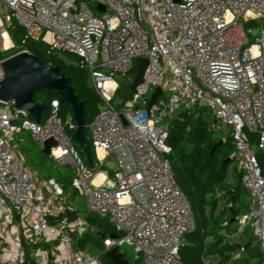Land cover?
Listing matches in <instances>:
<instances>
[{
	"label": "built area",
	"instance_id": "obj_1",
	"mask_svg": "<svg viewBox=\"0 0 264 264\" xmlns=\"http://www.w3.org/2000/svg\"><path fill=\"white\" fill-rule=\"evenodd\" d=\"M253 20L262 24L255 33L245 27ZM15 25L24 30L22 46L43 42L48 55H71L86 72L102 102L86 137L95 166L104 169L97 182L100 173L86 165L69 135L76 130L72 117L62 121L58 114L59 99L39 123L13 101H0V264H100L71 245L70 234L86 226L81 218L48 221L65 209L58 203L63 190L53 179H39L12 150L21 130L41 148L53 139L48 157L75 169L72 188L119 234L103 241L105 251L129 246L135 264H183L179 252L194 221L166 155L170 121L195 107L231 129L248 202L237 232L252 233L258 264H264V168L258 159L264 161V0H0V56L15 48ZM8 58H0V84ZM138 59L147 60L142 82L116 108V77L135 75ZM156 88L162 94L148 109ZM164 92L167 101H159ZM47 243L54 245L42 247Z\"/></svg>",
	"mask_w": 264,
	"mask_h": 264
},
{
	"label": "trees",
	"instance_id": "obj_2",
	"mask_svg": "<svg viewBox=\"0 0 264 264\" xmlns=\"http://www.w3.org/2000/svg\"><path fill=\"white\" fill-rule=\"evenodd\" d=\"M91 8L94 10V7ZM23 35L24 30L21 26L15 25L10 30L14 49L18 48L20 51L23 47L30 54L38 57L44 65L58 66L60 72L71 79L75 94L85 102L87 113L85 121L88 126L99 112L102 102L90 86L86 72L75 65V58L71 55L65 53L48 55V47L43 42H30L22 46ZM131 74H134V71ZM128 82L119 83L116 92V94L118 92L123 94V102L131 96L129 90L131 80ZM33 98L36 103L45 104L48 107L53 100L58 99L54 92L46 90L36 92ZM115 106L120 107L117 102ZM58 114L62 121L72 117L71 110L62 104ZM72 122L75 123L73 119ZM215 125L216 120L211 112L200 107L179 112L170 121L168 144L171 151L166 158L171 165L176 183L190 203L194 221V228L186 235L185 243L180 249V258L183 264H258L260 247L255 238L247 234L246 239L241 241L243 234L237 232L238 219L248 211V202L247 193L240 183L234 158V146L230 136L225 137L215 131ZM22 132L26 130H21L19 133ZM74 132L75 130L69 132V135L86 165L94 172H101L104 167L95 166L93 152L91 162L88 161L82 148L74 141ZM250 138L252 146H255V138L253 136ZM16 140L18 143L21 141L19 137ZM220 141L222 144L211 153ZM258 159L264 168V161L260 154ZM53 163L56 162L53 161ZM33 171L41 179H53L58 183L63 190V195L68 196L66 202L78 196L72 188V179L55 178L48 174L43 176L36 170ZM64 217L69 222H74L83 216L77 208L72 211L71 206L68 205L60 215L50 216L48 221L53 224ZM82 220L86 226L71 242L76 252L93 254L94 248L102 246L104 249L103 241L100 242L96 238L98 232L103 234L105 239L111 235L119 236L105 217L89 214ZM231 239L236 241L232 242ZM246 241L252 242V246L244 249ZM106 253L107 251L104 250L98 256L100 264H113ZM122 257L130 264H135L133 258H126L125 255Z\"/></svg>",
	"mask_w": 264,
	"mask_h": 264
},
{
	"label": "water",
	"instance_id": "obj_3",
	"mask_svg": "<svg viewBox=\"0 0 264 264\" xmlns=\"http://www.w3.org/2000/svg\"><path fill=\"white\" fill-rule=\"evenodd\" d=\"M96 10L104 12L105 7L101 4L97 5ZM137 68L130 85V92H135L136 86L142 82L144 71L147 65L146 59L137 60ZM4 78L0 84V101H13L15 107L26 111L36 123H39L42 114L47 112L48 106L39 104L34 101V94L39 91L54 92L58 97L60 104L67 106L72 112V119L76 124L74 132V141L82 148L88 161L91 162L92 150L90 148L89 140L87 139L85 102L81 101L75 94V89L72 86V81L69 77L60 72L58 66L44 65L42 61L33 54L21 52L9 57L2 63ZM162 94L160 88H156L150 97L148 109L156 104L157 98ZM222 144L218 142L213 150ZM56 147L53 139H47L43 142L42 152L49 155L50 148ZM71 239L74 240V234H70ZM96 238L99 241H104L105 236L101 233H96ZM117 236L111 235L109 239H116ZM251 246L247 243L244 249ZM107 257L113 264H130L120 254L119 248L114 247L107 251Z\"/></svg>",
	"mask_w": 264,
	"mask_h": 264
},
{
	"label": "rangeland",
	"instance_id": "obj_4",
	"mask_svg": "<svg viewBox=\"0 0 264 264\" xmlns=\"http://www.w3.org/2000/svg\"><path fill=\"white\" fill-rule=\"evenodd\" d=\"M261 21L260 20H253L247 24H245L246 28H251L253 31V33L256 32L257 27L261 26ZM19 49H14L12 51H9L7 53L1 54L0 58H8L13 56L14 54L18 53ZM134 74H129L126 77H122V76H117L116 80L119 83H125L128 80H132ZM122 93H117L113 99V104H115L116 102H123L122 101ZM168 99V93L164 92V94L160 97L159 101H164L166 102ZM45 118V113H44V117ZM215 131L217 133H219L220 135H223L225 137H229L231 134V129L230 128H225L223 126H221L218 122H216L215 125ZM17 137H19L21 139L20 143L17 142ZM34 142V143H33ZM10 146H12V150H14L17 155L19 157H21L23 163L25 164V166H27L29 169L31 170H36L39 175H51L55 178H68V179H73L74 175H75V169L69 165H59L57 163H53V161H51L48 157V155L43 154L42 149L40 147V145L35 142L32 138H31V134L29 131L26 132H22V133H17L14 136V140L12 141V143L10 144ZM24 149L22 151V148ZM253 148L256 150V146H253ZM78 150V149H77ZM78 152H80L78 150ZM257 152V150H256ZM258 154V152H257ZM259 155V154H258ZM84 160V159H83ZM237 164V162H236ZM40 177V176H39ZM231 178V173L229 174V179ZM60 203V207L64 208L67 205L71 206L72 208H77L80 212V214L85 217L90 213L87 210L86 207V203L84 201L83 198H81L80 196H76L73 197L70 201L66 202L62 201L63 203L61 204V201H58ZM82 217V218H83ZM79 233H76V235ZM243 237L247 236V234H251L252 233L249 230H245L242 233ZM230 241H236V239H231ZM102 242V241H100ZM105 248L103 249L102 246H100L99 248H94L93 249V254L94 256H99L101 255L102 252H104ZM120 254L125 255L126 258L132 259L133 258V250L131 249V247L129 246H122L119 248ZM86 252H82V254H85ZM89 254V253H88Z\"/></svg>",
	"mask_w": 264,
	"mask_h": 264
},
{
	"label": "crops",
	"instance_id": "obj_5",
	"mask_svg": "<svg viewBox=\"0 0 264 264\" xmlns=\"http://www.w3.org/2000/svg\"><path fill=\"white\" fill-rule=\"evenodd\" d=\"M99 155H100V154H99ZM94 156H95V153H94ZM98 173H100V175L102 176V172H98ZM38 178H39V177H38ZM39 179H41V178H39ZM100 179H102V178H100ZM100 179H98V180H100ZM67 198H68V196H64V195H63L62 198L60 199L61 204L63 203L62 201H65V200L67 201ZM58 203H59V202H58ZM67 206H68V205H67ZM67 206H66V207H67ZM64 208H65V207H64ZM64 208H63V209H64ZM71 209H72V211H74L75 208H72V207H71ZM81 219H82V218H81ZM243 232H244V231H243ZM243 232H242V233H243ZM240 234H241V233H240ZM250 235H251V234H250ZM245 239H246V236H245V237H242L241 241H244ZM247 243H251V246H252V242H247V241H246V242H245V245H246ZM53 245H54V243H47V244H44L42 247H44V248H51ZM245 245H244V246H245ZM60 261H62V262H66L67 260H66V258H64V257H61V258H60ZM53 264H57V263H53Z\"/></svg>",
	"mask_w": 264,
	"mask_h": 264
},
{
	"label": "bare ground",
	"instance_id": "obj_6",
	"mask_svg": "<svg viewBox=\"0 0 264 264\" xmlns=\"http://www.w3.org/2000/svg\"><path fill=\"white\" fill-rule=\"evenodd\" d=\"M5 44H6L7 47H9V43H8V41H5ZM106 86H107V87H110L111 84L108 83V84H106ZM100 178H102V176L99 174L98 177L96 178L97 182L101 180ZM98 179H100V180H98Z\"/></svg>",
	"mask_w": 264,
	"mask_h": 264
}]
</instances>
